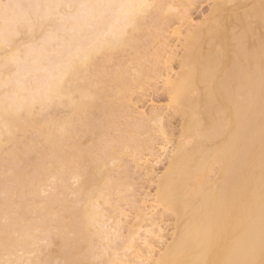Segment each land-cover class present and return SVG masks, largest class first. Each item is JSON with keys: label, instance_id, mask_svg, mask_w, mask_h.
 Instances as JSON below:
<instances>
[{"label": "bare ground", "instance_id": "bare-ground-1", "mask_svg": "<svg viewBox=\"0 0 264 264\" xmlns=\"http://www.w3.org/2000/svg\"><path fill=\"white\" fill-rule=\"evenodd\" d=\"M190 1L0 0L20 5L7 21L0 18V259L23 264L264 259L262 0H216L198 27L188 25L173 77L165 63L172 62L174 50L164 58L165 74L149 66L161 53L155 60L150 54L151 63L146 64L147 50L132 61L144 49L136 36L150 27L158 32L147 17L159 11L154 17L185 18L186 5L184 16L174 10ZM143 4L151 7H137ZM153 32L141 36L156 39L159 33ZM125 49L132 62L119 60L128 67L119 62L121 67L94 66L90 72L98 56H119ZM161 74L166 107L180 118L173 141L164 112L154 109L125 129L118 121L127 104L119 107L122 95L144 89ZM158 137L164 141L160 150L171 147L161 174L154 175V203L145 210L141 202L134 227L127 225L122 235L121 219L127 218L122 206L134 207L131 167L123 162L140 170L142 153ZM145 171L144 176L155 173ZM166 215L172 231L163 244ZM159 240L163 245L155 251Z\"/></svg>", "mask_w": 264, "mask_h": 264}, {"label": "rangeland", "instance_id": "rangeland-1", "mask_svg": "<svg viewBox=\"0 0 264 264\" xmlns=\"http://www.w3.org/2000/svg\"><path fill=\"white\" fill-rule=\"evenodd\" d=\"M186 1V0H185ZM188 1V0H187ZM216 2V0H193V2L191 3V1L190 2H188L189 4H186V3H181V4H183V5H179L178 7L176 6V9L174 10V12H176L177 10H179V11H181V13L180 14H182V11H183V7L182 6H184V5H186L185 7H186V9L187 10H185V11H183V12H186V13H184L185 14V16H184V14H182L185 18H182V17H180L181 19H179L178 17V12L179 11H177L175 14H177V15H175L174 14V12L173 13H171L172 15L174 14L175 16H178V17H174L173 16V18H178V19H172L171 17H169V16H166V17H169L171 20H169V18H168V20H166L167 18H165V17H163V18H161L160 19V16H159V18H158V15H161L160 13L158 14V12L159 11H157V13L154 11V14L156 13V14H158L157 16H155L154 17V14H152L151 13V15H149L150 17H147L148 16V14H147V22H146V20H145V22L146 23H148L149 22V20H153V22H154V26L155 27H157L158 28V30H157V28L155 29L156 31H158L157 33H159V34H157V33H154L155 31H154V27L152 28V27H150L151 29L150 30H152V31H149L148 29V31L149 32H153L154 34H157L156 36V39H153V37H150V39H148V38H146L147 40H149V45H151L150 47H149V45H148V41L146 40V39H144L141 35H151V34H149V32L148 31H141L140 32V34H139V36H136V37H138L137 39L139 40V39H141L140 41L141 42H143V43H141V44H138L140 47V49L141 48H144L143 50L141 49V52H139V54H138V56L136 55L134 58H133V60H132V57L133 56H130V54H131V52H132V50L130 49V47H129V49H128V51L129 50H131V52H129V54L127 55L126 54V52L128 53V51H127V49H125V51L123 50V53H121V54H119V56L117 55V54H115L114 52V54L113 53H111V54H109L110 55V58H108V56H107V54L105 55V54H103L104 56V59L103 60H105V57H106V61H103L102 60V57H100V56H98L99 58H101V60L105 63V62H107V60L109 61V63L107 62V63H105V64H103V62L100 60V59H95V60H97L98 61V63H97V61H93V67H91L92 65H90V67H89V69H90V72L92 71V70H94L95 69V67H97V69L99 68H101L100 70H102L103 69V67L105 68L104 69V71L107 69V68H112V67H116L117 66V64L120 62V63H122L121 61H123L124 62V60H125V62L124 63H127V64H129L130 62H134V60H136L137 58H139V59H141V57H143V54H144V52H145V54H146V50H147V54L146 55H144V56H148L147 57V59H145V60H149L148 58H150L151 57V55L152 56H154V60L157 58L158 59V57H160L161 58V56H162V58H161V60H159V61H154V63H151L152 61V58L149 60L150 62H146V64L147 63H151V64H149V66L150 67H153L154 66V68H155V66H156V68L158 69V71L160 72H162V70H163V72L162 73H164L165 74V70H166V72H167V75L169 76H172V73H173V76H174V74H176V71H177V64H178V61H179V58H180V54L182 53V47H181V45H182V39L185 37L184 35H186L187 33H186V31L188 32V29H189V26L188 25H191V24H193L194 25V27L196 26V27H198V25H199V23H202V20L203 19H205L206 18V16H208V14H209V12H210V10L212 9L211 7H213L212 5H214V3ZM176 4H178V3H176ZM180 7H182V8H180ZM184 7V8H185ZM155 14V15H156ZM179 14V15H180ZM153 15V16H152ZM171 15V16H172ZM152 16V17H151ZM158 18V19H160L159 21L157 20V19H155L154 20V18ZM144 19H145V17H144ZM166 20V22H164ZM177 20V21H176ZM179 20V21H178ZM174 21V22H173ZM153 22L151 23V21H150V25H152L153 24ZM157 24H156V23ZM146 23H144V21H143V23H142V26L143 27H146ZM189 23V24H188ZM191 23V24H190ZM144 24H145V26H144ZM149 24H148V27H149ZM193 25H191L190 26V29H192V27H193ZM153 26V25H152ZM172 28H174L175 30L173 31V32H171V29ZM178 28V29H177ZM188 28V29H187ZM143 29H146V28H142V30ZM189 29V30H190ZM159 30H160V32H159ZM143 32V33H142ZM171 32V33H170ZM147 33V34H146ZM177 33V34H176ZM143 35V36H144ZM145 40H142V38ZM145 36V37H146ZM173 36H174V39H173ZM159 37V38H158ZM152 39H153V41H152ZM174 40V41H173ZM178 41L180 42V43H178ZM144 42H145V44H144ZM152 42V43H151ZM155 42H157L156 44H154ZM167 44H168V46H167ZM143 45H146L148 48L146 49V46H143ZM154 45H156L155 47L156 48H154ZM143 46V47H142ZM126 48H128V47H126ZM138 48V49H139ZM153 49V52H154V49H156V51H155V53H149L150 52V50L149 49ZM158 48V49H157ZM161 48V49H160ZM166 48V49H165ZM140 49H139V51H140ZM157 50H159L160 52H158ZM172 50H174L173 52H172ZM165 51V52H164ZM168 51V52H167ZM170 51L172 52V54H175L173 57H172V59H171V61L172 62H167V64L165 63V61L164 60H168V59H164L165 57H168V55L169 56H171L172 54L170 53ZM117 52H119V51H117ZM116 52V53H117ZM152 52V51H151ZM156 52H158V54H156ZM160 53L162 54L161 56H160ZM171 55H170V54ZM112 54L113 55H116V60L118 61V62H115L116 60H115V57L114 56H112ZM132 54H133V52H132ZM131 54V55H132ZM142 54V55H141ZM151 54V55H150ZM157 55H158V57H157ZM118 56V57H117ZM130 56V57H129ZM155 56H156V58H155ZM123 57H125V58H123ZM127 57H129V58H127ZM145 57V58H146ZM177 57V58H176ZM108 58V59H107ZM123 59V60H119V59ZM127 58V59H126ZM128 60V61H127ZM132 60V61H131ZM177 60V61H176ZM102 63H101V62ZM111 61V62H110ZM129 62V63H128ZM155 62H156V64H155ZM161 62V63H160ZM111 63V64H110ZM112 63H115V64H113L112 65ZM124 63H122V65L124 64ZM165 63V65H169L168 67L167 66H165V65H163ZM96 64V65H95ZM112 65V66H110V65ZM104 65V66H103ZM122 65H120V64H118V67H121ZM158 65H161V66H158ZM95 66V67H94ZM106 66V67H105ZM124 66H129V65H123L122 67H124ZM165 67H167L165 70H164V68ZM113 68V69H114ZM117 68V67H116ZM161 68V69H160ZM96 69V70H97ZM98 69V71H100ZM95 70V71H96ZM168 70V71H167ZM93 72V71H92ZM91 72V73H92ZM170 73V74H169ZM166 75V76H167ZM163 76H165V75H158V76H156L155 77V79H154V81H152L151 83H149V85L147 84V83H145L142 87L144 88V89H142L141 88V90L140 91H136L137 89H135V91H133L134 90V88H131V89H129L130 90V92L128 91V93L127 94H125L124 93V95H122V97L123 98H121L123 101H121V100H119V107H120V103L121 102H123V103H127L126 105H123V110H122V108H121V110L120 111H122V113L121 112H119L120 114L119 115H121L120 116V119H118V121L119 122H121V124L119 123V125H121V126H125L124 127V129L126 128V127H128V126H134V125H139V124H137V123H135V122H140V120L142 121V119L143 118H138L137 119V117H139V116H145V114H147L148 116H149V112H151L152 110H157V111H159V112H164V114H165V117H164V120H166V121H164L165 123L167 122V124L165 125L166 126V129H167V133H170L171 134V136H170V138L172 139V141L173 140H175L176 138H177V134H178V130H179V122H180V118L178 117V116H174V115H170V112H169V110L167 109L168 107H166V104H168L167 102H168V100H167V94H166V91H164V82L161 80V79H165V77L164 78H162ZM172 76V77H173ZM160 77V78H159ZM157 78V79H156ZM145 85H146V87H145ZM146 88V89H145ZM132 91V92H131ZM131 93V94H130ZM125 96V97H124ZM127 99V100H126ZM129 99V100H128ZM124 106H125V108H124ZM121 107H122V105H121ZM127 108H129L128 109V112H127ZM167 109L168 111H164L165 109ZM124 109H126V110H124ZM164 109V110H163ZM125 111V112H124ZM168 112V113H167ZM140 115H139V114ZM127 114V115H126ZM124 115V116H123ZM167 115V116H166ZM169 115L171 116L170 117V119H169ZM146 117V116H145ZM119 118V117H118ZM137 119V120H136ZM145 119V118H144ZM169 119V120H168ZM171 119H172V121H171ZM178 120V121H177ZM134 121V122H133ZM123 122V123H122ZM130 124V125H127V124ZM126 124V125H125ZM120 126V127H121ZM131 126V127H132ZM123 130V129H122ZM170 130V131H169ZM172 132V133H171ZM177 133V134H176ZM170 134H167V135H170ZM173 135V136H172ZM31 137H32V134L30 135ZM30 137V138H31ZM173 137V138H172ZM27 139H29V135H28V138H26V139H23L24 141H22L21 143H23L24 142V144H25V140H27ZM168 139H169V136H168ZM170 139V140H171ZM158 142L156 143V141H151L148 145H149V147H150V145H151V147H153L152 149H151V147H150V149H151V151L153 150V152L151 153L150 152V149L149 150H146L147 151V153H146V151H144L143 153H142V155H141V162H140V164L141 165H139V167H140V170H141V167H142V170L140 171L139 170V168H135V169H133V166H134V163H132L130 160V164L126 161V162H123V164L124 163H127V164H125V165H127L128 167H129V165H130V173H131V176H130V179H132L133 180V188H132V190H134L133 192H135V193H133L132 192V194L134 195H132L131 193H129L128 195L129 196H133L132 198H133V200L132 201H134L133 202V206L135 207H131V206H129V205H123L122 206V209L124 210V212L126 213L125 215H127V218H126V216L124 217V219H121V221H122V226H124L123 224H125L126 225V227L124 226V227H122V229L124 228V230H121V234L122 235H124L125 234V231H128L127 229H125V228H127V225H129L128 227H130L131 226V224L133 223H135L134 221L135 220H132V219H134L133 217H137V214L136 213H138V211L139 210H137V207L140 209V206H139V204L142 202V204H140V205H144V206H141L142 208L143 207H145V206H147V209H145V210H149V208H148V206H150V204L153 202L154 203V200L152 199V200H150V198H152V196L154 195L153 194V192L155 191V186H156V180H158V177H159V175L161 174V172H162V170L164 169V166H165V163H166V161H167V157H168V155L167 154H169V152H168V150H169V148L171 147L170 145H169V147L167 146V147H165L166 149H162V150H160L163 146H164V141H163V139H161V138H157L156 139ZM20 143V145H22ZM23 144V145H24ZM23 145H22V149H23ZM21 147V146H20ZM36 150H38L39 148L38 147H36L35 148ZM155 150V151H154ZM156 150H157V152H156ZM167 150V151H166ZM148 151H149V153H148ZM162 151H164V152H167V153H161ZM154 153H156V154H154ZM154 154V155H153ZM160 156H159V155ZM155 157H157L156 159H155ZM161 157V161L159 160L158 162H161V163H159V165H153L152 163H156V164H158L157 163V161H155V160H158L159 158ZM166 159V160H165ZM124 160H126V159H124ZM128 160V159H127ZM165 160V161H164ZM144 161H145V163L147 164L146 166V168L144 169ZM164 161V162H163ZM7 165V164H6ZM132 165V166H131ZM144 165V166H143ZM148 165H149V167H148ZM9 166V165H8ZM152 166V167H151ZM153 168V169H152ZM147 169V171H145L146 173L148 172V171H151V170H149V169H152V171L153 172H155V173H152V174H150V172L149 173H147V174H145V176H147V177H145L143 174H144V170H146ZM132 170V171H131ZM134 170V171H133ZM151 171V172H152ZM116 172V171H115ZM115 172H113V174L115 173ZM140 172H143V173H140ZM134 174V178L132 177V175ZM138 173H140V174H138ZM142 174V175H141ZM153 175V176H152ZM158 176V177H155V176ZM150 177H152V178H150ZM153 179V180H152ZM151 180V181H150ZM154 181H156V182H154ZM153 183V184H152ZM155 184V185H154ZM152 195V196H151ZM131 198V197H130ZM131 198V199H132ZM149 198V199H148ZM145 200H147L146 202H145ZM144 202V203H143ZM132 203V202H131ZM135 203V204H134ZM152 203V204H153ZM136 205V206H135ZM137 210V211H136ZM170 218V219H169ZM125 220V221H124ZM164 220H168L166 223H167V226H166V224H165V222L163 221V222H161V225L164 223L165 225H163V226H166V228H164L163 226H162V229H163V231L166 229L167 231H164V233L165 232H167V235H165L164 237H165V239H163V237H162V239L163 240H165V242L163 243V241L162 242H160V240L158 241V242H156L155 243V247H154V249H155V251H158L159 250V246H161V245H163V244H165L169 239H170V236L169 235H171V231H172V219H171V217L168 215H166V217H165V219ZM124 222V223H123ZM132 224V225H133ZM135 225V224H134ZM134 226H131L130 228H133ZM169 229H168V228ZM143 230V229H142ZM170 230V231H169ZM122 231H124V233L122 232ZM163 233V234H164ZM127 234V233H126ZM162 234V235H163ZM166 234V233H165ZM143 236V232H141L140 233V237H142ZM169 236V237H168ZM142 240V239H141ZM163 243V244H162ZM154 245V244H153ZM159 247V248H158ZM162 247V246H161ZM158 249V250H157Z\"/></svg>", "mask_w": 264, "mask_h": 264}, {"label": "snow or ice", "instance_id": "snow-or-ice-1", "mask_svg": "<svg viewBox=\"0 0 264 264\" xmlns=\"http://www.w3.org/2000/svg\"><path fill=\"white\" fill-rule=\"evenodd\" d=\"M262 6H264V0H262ZM20 5L13 4V3H0V18H3L5 21L8 20L10 15L13 13V11L17 8H19ZM97 7H123V5L117 6V5H98ZM137 7L140 8H147L151 7L150 5L143 4L138 5ZM262 254H264V249H262ZM0 264H23L22 261H16L12 259H0ZM29 264H32V262H29ZM38 264V262H37ZM65 264H79V262L73 261V262H65ZM229 264H256L255 261H236V262H229ZM259 264H264V259H262Z\"/></svg>", "mask_w": 264, "mask_h": 264}]
</instances>
